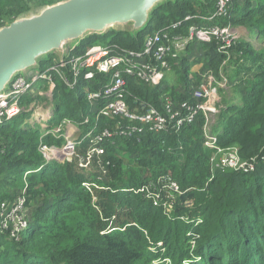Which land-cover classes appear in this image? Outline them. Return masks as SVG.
<instances>
[{
    "label": "trees",
    "instance_id": "obj_1",
    "mask_svg": "<svg viewBox=\"0 0 264 264\" xmlns=\"http://www.w3.org/2000/svg\"><path fill=\"white\" fill-rule=\"evenodd\" d=\"M57 1L0 0V27ZM216 3L163 1L141 30L88 34L69 52L82 54L95 44L141 50L155 31L187 35L193 24L232 25L238 31L228 55L217 51L215 39H193L171 58L170 71L157 85L125 77L129 108L144 102L162 111L165 97L176 105L194 103L205 72L225 76L228 86L219 88L218 112L206 126L198 112L179 128L169 122L158 132L114 135L100 145L104 172L72 171L67 162L44 159L40 144L62 140L43 136L44 127L86 116L91 123L81 126L83 134L95 123L98 129L114 126L108 118L96 120L101 102L86 98L109 74L96 73L92 81L81 76L72 89L55 75L53 115L45 126L25 122L33 113L28 106L43 101L37 89L45 86L34 85L35 96H21V112L0 123V205L9 209L24 197L29 213L17 237L11 225L0 228V264H264V0H230L226 15L208 21ZM174 23L179 24L171 28ZM54 59V53L41 58L38 69ZM196 64L201 67L193 71ZM206 136L254 170L223 164L215 148L204 144ZM190 240L197 242L192 252Z\"/></svg>",
    "mask_w": 264,
    "mask_h": 264
},
{
    "label": "built area",
    "instance_id": "obj_2",
    "mask_svg": "<svg viewBox=\"0 0 264 264\" xmlns=\"http://www.w3.org/2000/svg\"><path fill=\"white\" fill-rule=\"evenodd\" d=\"M216 1V9L207 17L208 21L224 16L227 13L228 2L230 0ZM190 17L188 15L185 19H189ZM178 24H172L171 28H176ZM236 35V29L229 24H193L189 27L187 35H171L168 29L165 31H155L146 37L141 50L129 49L118 44L104 46L95 44L86 49L82 54H72L69 53L71 51L69 50L62 59L56 58L55 55L52 65L43 70L37 68L34 71H28L24 75L15 76L9 89L0 94V123L16 117L22 109L20 106L21 96L31 92V90H34V85H39V82H42L46 89L42 90L43 88H38L37 90L45 98L39 103L45 106L44 108L42 107L43 110L39 111L38 114L41 117L48 114V119L39 120L45 126L52 116V91L55 87V75L68 88L72 89L81 76L86 81H92L96 73H101L109 74L108 81L100 89L88 91L86 98L90 104L101 102L95 110L96 120L100 117H105L115 121V125L98 129L96 128L97 123H95L93 128H90L83 134L81 126H87L91 123L88 116L77 123L69 118H63L59 123L49 128V130L54 138L60 139L63 136L62 132L64 129H68L65 133L66 146L62 149H55L40 144V151L46 161L52 160L56 155L74 156V160L78 163V166L86 169L87 161L80 157L79 154H76L75 151V147L83 142L87 141V143L97 144L96 152L100 155L103 152L100 145L114 135L130 134L131 132H140L145 129L158 132L165 129L169 122L173 123V127L179 128L183 124L192 123L198 112L203 114L205 118L204 126H206L218 112V102L220 101L219 88L228 86L225 76L221 75V78L217 79L211 71L205 72L202 75L199 87L193 92L194 103L185 100L176 105L171 99L165 97L162 111L152 104L144 102H140L133 109L129 108L126 100L125 77L133 76L144 85L155 86L170 71L171 58L182 53L193 39L203 42L215 39L217 51L228 55V49L233 44ZM65 70L68 73L67 75ZM37 102H32L31 106L34 107ZM74 123L75 130H71ZM46 127L47 125L44 128ZM47 134H49L48 130L44 131L42 135ZM204 144L215 148V155L220 154L219 157L223 164L244 171L251 169V166H247L246 163L239 161L234 151L228 152L226 151L227 149L219 147L216 144L214 136H206ZM217 150L218 153H216ZM234 160H236L237 167L231 164ZM239 162L240 164H238ZM170 186L174 189L177 188L174 182ZM20 205L23 207L24 197H19L18 202L15 204L12 202L9 209L7 203H1L0 226L4 222H7L10 215L15 213Z\"/></svg>",
    "mask_w": 264,
    "mask_h": 264
},
{
    "label": "water",
    "instance_id": "obj_3",
    "mask_svg": "<svg viewBox=\"0 0 264 264\" xmlns=\"http://www.w3.org/2000/svg\"><path fill=\"white\" fill-rule=\"evenodd\" d=\"M163 1L60 0L18 16L0 27V94L15 76L37 69L41 58L54 53L62 59L88 34L141 30Z\"/></svg>",
    "mask_w": 264,
    "mask_h": 264
},
{
    "label": "rangeland",
    "instance_id": "obj_4",
    "mask_svg": "<svg viewBox=\"0 0 264 264\" xmlns=\"http://www.w3.org/2000/svg\"><path fill=\"white\" fill-rule=\"evenodd\" d=\"M238 31V30H237ZM193 52H196V48H193L192 49V53ZM56 58H58L56 56ZM201 67V64H196L192 67V70L193 71H198L199 68ZM35 70V69H34ZM34 70H29V71H34ZM40 85H44L42 82H39ZM224 88H227V87H224ZM46 88H43L42 90H45ZM31 93H32V96H35V90H31ZM35 101H38V100H35ZM36 106V107H35ZM34 107L31 106V104L28 106V110H33V113H32V117L29 119V120H26L25 122L27 123H30V122H33L35 120H40L41 118L44 120L45 118L48 119V114L47 115H42V117L38 114L39 111H42L43 108H44V104L42 103H37L35 104ZM43 107V108H42ZM43 113V112H41ZM49 113V112H48ZM52 115H53V112H52ZM48 116V117H47ZM35 117V118H33ZM44 123V122H42ZM49 128H51V126L49 127H46L45 131L48 130L49 134L51 135L50 133V130ZM68 129H64V131L62 132V140H61V144L60 145H55V144H52V145H47L49 147H53L55 149H62L63 147L66 146V136H65V133ZM71 130H75V123L74 125L71 127ZM47 134V135H49ZM45 136V135H44ZM96 149H97V144H91V143H87V146H76L75 147V151H76V154H79L80 157H82L84 160L87 161V170H99L101 169V172H104L101 164L99 163V158H100V155L96 152ZM216 153H218V150L216 151ZM215 154V152H214ZM235 156L236 155V152H235ZM53 159H55L56 161L58 162H67L70 166V169L73 171L75 170L76 168L78 169H81L79 166H78V163H76V161L74 160V156H68V155H63V156H54ZM75 162V163H74ZM74 164V165H73ZM232 166L234 167H237L238 165H236V160L232 161L231 162ZM240 164V162L238 163ZM76 165V166H75ZM240 170V169H239ZM254 170V168H251V169H246L245 171L243 170V172H252ZM18 199L19 198H16L13 200V203L15 204L16 202H18ZM22 205H20V207L18 208V210L13 213L12 215H10L9 219L7 220V222H4L2 224V226H0V228L2 230H6L8 227H10L11 225V235L17 237L20 233H21V230L23 228H25L27 226V215L29 213V210L26 209V207H22ZM21 209V211H20ZM26 216V218H25ZM26 219V221H25ZM10 221V222H8ZM197 242L195 243L194 240H190V245H191V248H190V251H194L195 250V246H196ZM167 263H170L167 261Z\"/></svg>",
    "mask_w": 264,
    "mask_h": 264
},
{
    "label": "crops",
    "instance_id": "obj_5",
    "mask_svg": "<svg viewBox=\"0 0 264 264\" xmlns=\"http://www.w3.org/2000/svg\"><path fill=\"white\" fill-rule=\"evenodd\" d=\"M42 119V118H41ZM37 122H39V120H36Z\"/></svg>",
    "mask_w": 264,
    "mask_h": 264
}]
</instances>
